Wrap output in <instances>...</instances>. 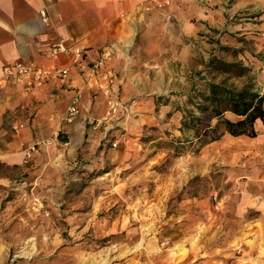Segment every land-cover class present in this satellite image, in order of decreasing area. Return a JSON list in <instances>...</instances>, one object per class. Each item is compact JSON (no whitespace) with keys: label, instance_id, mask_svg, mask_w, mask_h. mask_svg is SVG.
I'll return each mask as SVG.
<instances>
[{"label":"rangeland","instance_id":"1","mask_svg":"<svg viewBox=\"0 0 264 264\" xmlns=\"http://www.w3.org/2000/svg\"><path fill=\"white\" fill-rule=\"evenodd\" d=\"M209 8L145 31L148 59L110 115L0 164V264H264V126L206 146L181 131L190 97L223 79L211 58L244 64L228 85L264 94V0Z\"/></svg>","mask_w":264,"mask_h":264},{"label":"crops","instance_id":"2","mask_svg":"<svg viewBox=\"0 0 264 264\" xmlns=\"http://www.w3.org/2000/svg\"><path fill=\"white\" fill-rule=\"evenodd\" d=\"M165 1L174 8H155ZM227 1L0 0V78L6 66L20 61L70 67L65 81L52 80L29 93L13 82L0 87V164L21 165L26 151L37 142L54 141L62 132L74 133L78 122L68 124L64 118L77 90L82 91L78 118L84 121L100 119L114 107L103 91L105 78L91 79L88 67L73 65L69 57L49 58L47 52L53 43L75 38L89 50L92 59H102L105 69L101 75L112 72L115 76L114 93L121 85L125 90L129 83L125 84L122 77L132 75L135 65L141 67L148 59L142 47L145 31L163 29L165 16L178 13L177 9L181 11L180 20L186 23L185 15L207 17L209 12L211 16L209 7Z\"/></svg>","mask_w":264,"mask_h":264},{"label":"trees","instance_id":"3","mask_svg":"<svg viewBox=\"0 0 264 264\" xmlns=\"http://www.w3.org/2000/svg\"><path fill=\"white\" fill-rule=\"evenodd\" d=\"M207 68L210 74L224 75L223 79L208 82L203 91L190 97L199 114L189 112L183 119L181 131H192L201 146L217 142L225 135L256 138L257 125L264 126V94L256 91L250 82L241 88L228 85L231 77L248 76L250 69L241 62H227L217 57L209 60Z\"/></svg>","mask_w":264,"mask_h":264},{"label":"built area","instance_id":"4","mask_svg":"<svg viewBox=\"0 0 264 264\" xmlns=\"http://www.w3.org/2000/svg\"><path fill=\"white\" fill-rule=\"evenodd\" d=\"M170 1L159 2L155 5V8L162 10L171 6ZM150 10V6L147 8ZM262 50L264 52V32ZM47 55L51 59L58 57H69L73 65L83 68L88 67L89 77L91 79L104 77L106 83L103 87L105 94L109 95L113 93L115 86V76L112 72L104 71V61L102 59H92L89 50L82 46L75 38H62L53 43L49 48ZM108 56V55H107ZM70 75V67L59 66L52 64L49 66H41L34 62H17L12 66H6L3 69V76L0 78V87L5 86L9 82H13L22 86L25 93H29L35 88H40L48 82L65 81ZM82 101V91L77 92L71 98V102L68 106L66 116L64 118L65 123H72L81 115L80 103ZM109 112L108 115H110ZM31 150H34L32 148ZM27 156L30 157L31 153L28 152Z\"/></svg>","mask_w":264,"mask_h":264}]
</instances>
